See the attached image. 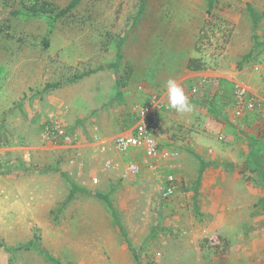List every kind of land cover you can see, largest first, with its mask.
<instances>
[{
  "label": "rangeland",
  "instance_id": "rangeland-1",
  "mask_svg": "<svg viewBox=\"0 0 264 264\" xmlns=\"http://www.w3.org/2000/svg\"><path fill=\"white\" fill-rule=\"evenodd\" d=\"M70 1L0 0V264H241L242 238L237 246L217 236L220 245H212L207 237L188 238L164 224L168 206L155 189L157 172L122 177L102 171L101 163L112 155L111 138L149 97L148 87L135 85L156 64L147 60L148 51L162 49L152 33L194 36L188 57L202 56L204 70L235 57L252 86L264 84V0H213L211 7L207 0H79L50 25V17ZM141 5L132 31L128 27ZM44 6L54 11L32 13ZM249 7L260 17L255 27ZM14 10L19 13L11 14ZM206 21L215 43L231 28L226 47L218 55L215 49V56L213 46L204 53L194 49ZM162 51L169 52L168 46ZM214 109L217 122L226 124L222 109ZM259 113L242 119L243 128L249 127L244 140L260 158L254 171L264 168ZM170 117L165 140L157 138L159 147L183 152L195 122ZM50 120L67 127L75 139L71 146L43 140ZM186 160L194 164L192 156ZM70 182L79 188L68 200ZM243 240L247 251L257 249L253 237Z\"/></svg>",
  "mask_w": 264,
  "mask_h": 264
},
{
  "label": "crops",
  "instance_id": "crops-1",
  "mask_svg": "<svg viewBox=\"0 0 264 264\" xmlns=\"http://www.w3.org/2000/svg\"><path fill=\"white\" fill-rule=\"evenodd\" d=\"M131 26L128 28L133 31L135 27ZM168 33L157 31L151 34L157 36L156 43L160 45L156 46L163 49L166 45L169 52L163 54L162 49L155 47L148 51L147 60L156 64L152 63V68H147L142 83L135 87L136 90L148 87V96L156 92L154 88L149 90L150 86L167 92L166 82L171 78L182 86L188 98L193 99L192 102L189 100L194 105L192 112L181 114L173 109L160 115L158 138L161 140L166 138L170 116L184 124H189L191 120L195 123L191 136L184 141L185 150L180 152L176 161L163 160L156 170L142 166L141 172L144 169L157 172L154 174L155 189L161 193L167 186L173 189L171 195L163 197L168 206L163 213L166 226L185 231L188 238L216 235L236 245L238 239L242 238L241 264H264V210L256 206L258 200L264 197V168L253 170L254 162L260 158L254 156L256 148L244 140V133H247L249 127L243 128V118L231 121V104L236 87L245 86L255 92L262 90L260 95L264 98V84L258 88L252 86L246 69L236 66L238 58L235 57L229 60L230 57L225 56L215 69H188L186 63L188 56L193 53L194 36H189L188 40L183 31L178 34ZM124 42L121 44L122 58ZM187 44L188 48L185 46ZM157 49L161 53L156 52ZM128 59L135 60L132 57ZM158 64H164V69L157 71ZM249 76L258 78L253 73ZM134 78L133 74L131 80ZM216 107L222 109L223 116L226 115V124L217 122L219 114L214 109ZM198 114L200 118L195 120ZM111 147L112 155L108 158L116 159L117 155ZM133 153L141 161L142 153L136 150ZM261 153L264 157V151ZM187 155L193 157L192 166L186 160ZM243 237H253L257 249L247 251Z\"/></svg>",
  "mask_w": 264,
  "mask_h": 264
},
{
  "label": "built area",
  "instance_id": "built-area-1",
  "mask_svg": "<svg viewBox=\"0 0 264 264\" xmlns=\"http://www.w3.org/2000/svg\"><path fill=\"white\" fill-rule=\"evenodd\" d=\"M259 107V97L255 91L245 86H237L234 91V100L231 104V121L236 122L239 118H247L251 112L259 113L258 134L264 136V107ZM169 107L167 92L162 89L156 90L147 101L136 109V119L126 128L116 133L110 140L116 159L106 158L101 163V170L118 173L122 177L141 172L142 166L156 170L163 160L176 161L180 152L176 149L160 148L158 134L160 131V115L172 111ZM44 141L52 140L60 143H74V137L67 127L57 120L47 121L42 128ZM142 153L141 161L137 160L133 151ZM91 182L96 183L97 178L91 177ZM173 193L171 186L163 189L162 197H168ZM264 236V230L262 231ZM208 238L212 245L219 244V238L211 235Z\"/></svg>",
  "mask_w": 264,
  "mask_h": 264
},
{
  "label": "trees",
  "instance_id": "trees-1",
  "mask_svg": "<svg viewBox=\"0 0 264 264\" xmlns=\"http://www.w3.org/2000/svg\"><path fill=\"white\" fill-rule=\"evenodd\" d=\"M79 2V0H71L69 2V4L58 10L57 12L54 13V15H52L50 17V21L49 24L51 25L57 18L62 17L64 15H66L68 12H70V10ZM208 3V7H211L213 4V0H207ZM45 4V3H44ZM47 5V4H46ZM143 9V6L141 5L135 15L134 21L132 23V25H134L136 23V19L138 18V16L140 15L141 11ZM54 10L49 9L48 7H41V8H34L32 9V13H36V12H50L52 13ZM248 12H249V16L252 20V26L255 27L259 20L260 17L252 10L250 9V7L248 8ZM19 11L18 10H14L11 11V14H18ZM212 26L209 25V21H206L205 24L200 28L199 30V34L198 37L196 39L195 42V46L194 49L198 52H202L204 53L206 49H210V47L213 46V52L210 54L211 56H215V49H218V52L216 55H218L220 52H222L224 50V48L226 47L228 41H229V36H230V31L231 28H226V33H221L218 36V42L215 43V41H213L214 39V34L209 35L208 31H211ZM255 42L256 38L255 36L253 37ZM123 39H120V42L117 44L116 50H117V58L121 59L122 58V48H121V44H122ZM216 44V45H215ZM44 45L47 46V39L44 38ZM248 57V55H245V58ZM186 66L188 69L190 70H204L207 68V64L204 60V58L202 56H191L187 58V63ZM136 119V115L134 116L133 120L131 121V123ZM130 123V124H131ZM129 124V125H130ZM127 127V126H126ZM125 127V128H126ZM262 160L264 161V157H262ZM71 185V190L69 192L68 195V200L71 199L74 196V191H76L77 188H79L77 185H75L74 183L70 182ZM256 206L258 209H262L264 210V197L259 199L258 202L256 203ZM218 247V246H217ZM47 258H49L51 260V257L47 256Z\"/></svg>",
  "mask_w": 264,
  "mask_h": 264
},
{
  "label": "clouds",
  "instance_id": "clouds-1",
  "mask_svg": "<svg viewBox=\"0 0 264 264\" xmlns=\"http://www.w3.org/2000/svg\"><path fill=\"white\" fill-rule=\"evenodd\" d=\"M166 91L169 107L175 109L178 113H188L194 110V105L189 101L182 86L176 80L168 79L166 82Z\"/></svg>",
  "mask_w": 264,
  "mask_h": 264
}]
</instances>
